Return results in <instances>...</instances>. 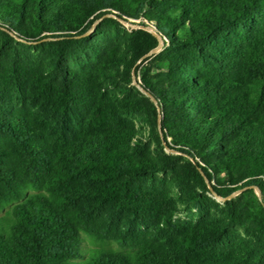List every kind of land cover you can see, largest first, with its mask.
<instances>
[{
  "label": "trees",
  "instance_id": "obj_1",
  "mask_svg": "<svg viewBox=\"0 0 264 264\" xmlns=\"http://www.w3.org/2000/svg\"><path fill=\"white\" fill-rule=\"evenodd\" d=\"M0 264H264V0H0Z\"/></svg>",
  "mask_w": 264,
  "mask_h": 264
},
{
  "label": "water",
  "instance_id": "obj_2",
  "mask_svg": "<svg viewBox=\"0 0 264 264\" xmlns=\"http://www.w3.org/2000/svg\"><path fill=\"white\" fill-rule=\"evenodd\" d=\"M144 28H146V27H144ZM146 29H147V30H150V31L153 32L154 34H157V33L155 32V30H154L153 28H151V27H149V28L147 27ZM159 40H160V44H159V46H158L157 48L153 49L148 55L156 54V53H158V52L162 49V47H163V40H162L161 37H159ZM133 83H134L135 85H137V86H138L143 92L148 93V92H146V91L142 88L140 82L137 81V78H136L135 74H133ZM153 100L155 101V99H153ZM252 187H255V186H252ZM255 189H256V192L258 193V195L261 197V192H260V190H259L257 187H255ZM211 190H212V192H213V194H214V197H216V198L219 199V200H225V199H229V198L234 197L235 195H237L238 193H240L243 189H241V190H239V191L233 193L232 195H230V196H228V197H226V198H223V197H220L219 195H217L216 192L213 190L212 187H211Z\"/></svg>",
  "mask_w": 264,
  "mask_h": 264
},
{
  "label": "rangeland",
  "instance_id": "obj_3",
  "mask_svg": "<svg viewBox=\"0 0 264 264\" xmlns=\"http://www.w3.org/2000/svg\"><path fill=\"white\" fill-rule=\"evenodd\" d=\"M123 24L126 25L128 28L130 29H135V28H139V27H151L153 29H155L151 24H149L150 22L147 21L146 19L144 18H141V19H130V20H122ZM93 30V29H92ZM91 30V31H92ZM169 152H175V150H170V149H167Z\"/></svg>",
  "mask_w": 264,
  "mask_h": 264
},
{
  "label": "bare ground",
  "instance_id": "obj_4",
  "mask_svg": "<svg viewBox=\"0 0 264 264\" xmlns=\"http://www.w3.org/2000/svg\"><path fill=\"white\" fill-rule=\"evenodd\" d=\"M149 24H151L154 28H156V26H155V23L154 22H151V23H149Z\"/></svg>",
  "mask_w": 264,
  "mask_h": 264
}]
</instances>
